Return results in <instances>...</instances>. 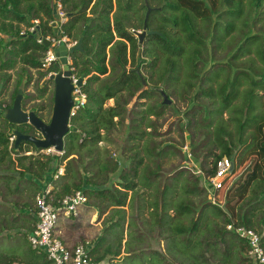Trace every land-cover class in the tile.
<instances>
[{
    "label": "trees",
    "instance_id": "16d2710c",
    "mask_svg": "<svg viewBox=\"0 0 264 264\" xmlns=\"http://www.w3.org/2000/svg\"><path fill=\"white\" fill-rule=\"evenodd\" d=\"M156 1L160 3L158 8H154L153 0H147L152 9L147 32L156 34L145 36L147 48L141 50L139 32H144L145 0H59L67 21L57 31L51 25L56 19L55 0H0L3 91L11 83L12 71L17 70L18 76L12 98L23 81L25 87L32 83V70L40 81L57 73V65L42 67L49 48L38 44L36 36L57 39L61 33V37L77 43L82 40L83 52L71 54L70 60L75 76L85 81L82 90L87 96L85 106L71 120L75 132L67 135L63 153L53 157L41 155L45 162L34 155H23L30 152L29 148L39 152L29 143L15 149L10 138L19 127L11 125L0 113V200H13L12 208L0 205V236L6 231H21L15 238L23 235L25 251V255L18 256L0 250V264H50L35 255L28 232L34 230L37 221L34 199L48 184H54V175L61 167L64 169L65 161L68 164L51 192L52 199L56 204L68 195L83 192L98 210L105 229L92 251L95 262L256 264L248 256L247 243L226 227L234 224L253 229L261 235L264 245V103L259 94L264 92V34L247 35L250 43L242 51L243 55H254L247 61L251 62L254 75L236 70L241 83L239 78H232L227 85L218 87L213 86L212 80L203 85L198 78L209 62H215L211 44L225 50V39L233 30L249 27L248 18L264 24V0ZM219 6L227 8L226 12L234 18L225 22L224 32L218 29L223 14L218 15L217 23L214 21ZM36 20L37 34L22 35ZM215 32L219 38L214 37ZM144 70L146 76L142 74ZM182 70L185 74L179 86L187 91L196 88L195 102L192 101L195 107L185 112V116L190 139L195 135L193 141L200 137L206 140L208 152L203 158L212 161L206 175L187 174L185 169L171 175L159 174L160 163L153 169L155 160L166 157V152L155 142L156 123L152 119H160L169 107L164 101L154 106L151 102L166 93L159 89V83L179 82ZM40 90L46 93L47 87ZM138 92H141L139 100L150 103L141 102L143 110L129 112L128 105ZM110 100L114 106L106 105ZM223 110L230 113L227 120L223 118ZM130 114L133 118L125 152L132 155L131 168L112 178L118 164L107 158V151L99 144L110 143L111 134L123 127ZM235 125L250 135L248 138L241 135V144L250 143L237 163L232 158L236 146L230 130ZM197 145L203 148L200 141L193 144L194 156ZM225 158L233 161L234 169L217 192L224 201L220 207L210 199L209 179L214 177L217 163ZM55 162L58 165L53 169L51 164ZM201 177L205 185L199 184ZM41 183L45 184L43 188ZM26 198L34 203L26 202ZM16 209L21 211L20 216L15 214ZM154 232L164 242V254L145 250L146 237Z\"/></svg>",
    "mask_w": 264,
    "mask_h": 264
},
{
    "label": "rangeland",
    "instance_id": "374dc122",
    "mask_svg": "<svg viewBox=\"0 0 264 264\" xmlns=\"http://www.w3.org/2000/svg\"><path fill=\"white\" fill-rule=\"evenodd\" d=\"M244 1L246 2V0ZM153 2H154V8H158L160 6V3H158L156 0H153ZM226 11H227V8H225L224 6H219V8L217 9V13L214 14L215 23L218 22V15L223 14L222 19L219 20L221 27L218 28V29H222L223 32H224L225 22H231L232 20L234 21V18H232L229 12H226ZM144 14L145 12L141 13V15L143 16ZM250 16L251 18H253L254 16L253 12H251ZM248 19H247L248 20L247 22L249 24V27L246 25L244 29L237 28L239 30H242V32H238L237 29H235L231 32L230 37L225 39L227 43V48L225 50L216 48L217 46L215 45V43L211 44L212 50L215 51L216 59H215V62H209L205 66V69L202 71L201 75L198 78L199 83H203L204 85V84L209 83L208 80H212L213 86L218 87L219 84H221L222 86L227 85L232 80V78L234 79L239 78V83H241L240 73L239 75L236 76V70H238V72H246V73L253 74L251 62H247V61H251L252 58H254V55L253 54L248 55L247 53L243 55L242 51L244 53L246 50L245 48L250 43V41L246 39L247 35L249 34L263 35L264 34V24H262L261 22H256V20L253 22L250 18ZM139 33L143 34L142 32H139ZM218 36H219L218 33L215 32L214 37L219 38ZM3 38L6 39V37H3ZM141 46H142L141 50L143 49L145 50L147 48V43L145 39L143 41V44H141ZM240 47L242 48L239 49ZM46 58H47V54L43 62H45ZM141 59H144V58L141 57ZM145 60L149 62L150 59H145ZM70 62L71 61L69 60V63ZM19 66L20 65H17L16 69H18ZM127 69L128 71L132 70L130 66H128ZM16 71L17 70L10 72L11 83L10 85H8V87L4 91L1 90L0 95L2 94V96H0V106L5 107L9 103L13 85L18 78V76L15 73ZM31 73L33 76L32 83L28 87H25V82L23 81L22 87H21V89L23 90V98L25 100V106H26V108H24L25 112H31L33 108L35 107L41 108L43 106L47 107L48 110L51 109V106L49 105L50 104L49 95L51 93L45 94L41 92L40 88L44 81H40L38 79V75L35 70H32ZM142 74L146 76L147 73L144 70ZM184 74H185V71L182 70L180 77H179V82L170 81L166 85L161 82L158 85L160 90H163L166 92L165 94H167V97L171 101V104L168 105L169 108L165 111V114L160 119H157L154 117L152 119L153 122L156 123V128L154 131L156 134L155 142L158 143L160 150H163L164 152H166V157H164L163 159L160 158L159 160L158 159L155 160L156 162L153 165V169L155 170V168H157V164L160 163L161 165L159 166V169H158L159 174L171 175V174H176L179 170L185 169V171H187V174L197 175V174L203 173L206 175L207 174L206 171L209 170L208 164L212 162L210 158L208 160L203 158L204 154L208 152V150L205 148L206 140L205 139L202 140V138L200 137L199 140L193 141L195 140L194 139L195 135H194V138L192 137L190 139L189 137L190 132L187 130L188 118L185 116V112L195 107V103H193L192 101H194L193 98L195 96L194 92L196 91V88H191L187 91L185 88H182L181 86H179L180 81L184 79ZM150 86L151 84L148 85L144 89H148ZM245 88H248V86H244V87L241 86V89H245ZM49 89L51 90L54 89L53 85H51ZM141 92H138L134 96L130 104L128 105L129 112H133V111L139 112L143 110V107H141V104H140L141 102H145V104L150 103V100L145 101V100L138 99ZM259 94L262 97V101L264 103V92H259ZM43 96L45 97L43 98ZM155 100L157 101L151 102L153 106L155 104L156 105L160 104L164 101L163 98H158ZM201 102L202 100L198 101L197 103H201ZM106 105L114 106L113 100L108 101ZM159 108H160V105H159ZM45 116H46L45 117L46 121H49L51 118V115H49L48 113ZM229 116H230L229 111L223 110V118L227 120ZM132 118H133L132 114H130L129 116H126V120H125L123 127L120 128L119 130L114 131L111 134L110 143L102 142L99 144L100 148H103L107 151L106 152L107 158L111 159L114 162H117L118 164V170L116 173L111 175L112 178L117 177L118 174H120L122 171L128 172V170L131 168L130 164L132 162L131 160L132 155L129 152L126 154L125 149L129 145L127 142V139L130 133L129 125L131 124ZM198 121L202 125L205 124L202 118H198ZM230 130L233 133L232 142H234V146H236V149L233 153L232 158L234 162L237 163L239 159L246 153L247 147L250 143L249 141L247 145L241 144V141L243 140L241 135H243V138H248L250 135L248 132L246 133V132L239 130L237 125H235V127L231 126ZM197 134L199 136V133ZM199 141L203 148L199 147V145H197V147L199 148L194 147V150L196 153L194 156V154L193 155L191 154V149L193 147V144L194 145L198 144ZM28 150L30 152H26L23 155H34V156L40 157V160H42V162L46 161L45 157L41 156L43 154L50 156V157L60 156V154H58L57 152H52L48 154L42 150H39V152L34 151L32 148H29ZM123 152H125V154H123ZM13 158H16V155H13ZM76 158H78V156H76ZM66 164H68L67 161H65L62 165L64 169L61 167L63 172H65ZM57 165H58L57 162L51 164V166H53V169L56 168ZM199 180H200V183H199L200 185L201 184L205 185L203 177L199 178ZM56 182H59V180H57ZM42 184L43 183H41L40 185ZM206 186L208 187V185ZM210 187L211 185H209V189L211 192L212 188ZM34 201H32V199L28 201L26 198V202H29V203L32 202L31 204H33ZM12 204H13V200L11 199L5 202L0 200V205L4 207L12 208ZM90 204L92 205V203L89 201V205ZM20 212L21 211L18 209L15 210L16 215L20 216ZM22 213H24V211ZM84 229H86V231L95 230L96 232L95 235L97 236V238L94 240L90 238H86V239H83L82 241H79L78 244L86 240H89L91 242L98 241V239L103 234L102 232L104 231L105 227L103 226L102 220L97 214V217L91 222L90 226L89 225L85 226ZM19 232L21 231L13 230V231L4 232L2 236H0V250L4 251V253L7 255H18V256L25 255V251L23 248L24 240H23V237H21L23 235L18 237V239L15 238V235H19ZM124 238L126 240L128 238L127 230L125 231ZM146 238L148 239L147 240L148 244H146V246L148 247L145 250H156L164 254V251H165L164 242L161 241L159 237H157L156 232L150 234V236L147 235ZM94 244L96 245V243ZM124 256L125 255L123 254V257Z\"/></svg>",
    "mask_w": 264,
    "mask_h": 264
},
{
    "label": "built area",
    "instance_id": "2783aa9c",
    "mask_svg": "<svg viewBox=\"0 0 264 264\" xmlns=\"http://www.w3.org/2000/svg\"><path fill=\"white\" fill-rule=\"evenodd\" d=\"M55 2L56 19L51 25H53L54 29L57 31L66 23L67 17L59 0H55ZM38 25L39 21H33V26L23 30L22 35H36ZM59 34L61 35V33ZM44 40L51 42L52 46L47 53L45 62L42 64L43 68L50 67L58 59L55 54L60 45L64 44L67 49H71L77 45L76 41L73 42L67 37L57 39L50 37L42 39L38 37L36 39L38 44H44ZM78 79L79 78L74 75V91L72 94L74 106L70 114L71 120L76 115L77 111L83 108L87 102V96L82 90L83 86H77ZM14 141L15 137L13 136L10 138V142L14 143ZM45 152L50 154L55 152V150L49 149L45 150ZM233 165L234 163L230 159L225 158L221 160L217 163L214 177L209 179L212 187L210 199L212 203L220 207H223L224 201L217 192L223 188L225 179L232 173ZM63 175L64 172L62 168H60L54 175V181L59 180ZM51 192V185L48 184L47 187L36 196L35 205L37 209V221L34 230L28 236L31 248L38 255L44 256L50 264H104L103 262H95L93 259L92 251L95 247L93 242L86 240L76 246H69L57 231L61 219L76 220L79 217L80 210L89 203L88 198L83 192H75L54 204ZM226 228L228 232L236 235L239 239L247 243L248 256L253 262L256 264H264V245L261 235L257 231L234 224H230Z\"/></svg>",
    "mask_w": 264,
    "mask_h": 264
},
{
    "label": "water",
    "instance_id": "95a60500",
    "mask_svg": "<svg viewBox=\"0 0 264 264\" xmlns=\"http://www.w3.org/2000/svg\"><path fill=\"white\" fill-rule=\"evenodd\" d=\"M145 5L147 7V14L144 24L143 34H139L140 43L143 42L146 35L156 34L155 32H147L148 19L152 12L147 0H145ZM54 14L56 15V9L54 8ZM38 36H36V39ZM61 38V35H58ZM44 45L50 48L51 42L44 40ZM80 51L82 49V40H79L77 45L71 49L62 44L58 47L56 52V57L59 59L60 63L63 65V70L57 74H50V76L45 80L44 84L51 81L54 85V107L52 111V118L50 124L43 122L35 112H25L22 109L23 100V90L18 91V95L14 101L12 108H6L3 110L4 118L11 125H30L41 135V138H37L31 135L23 134L17 130L12 131V135L15 137L14 146L18 150L22 143H29L33 145L37 150H49L54 149L58 154H62L65 147V139L67 135L71 132H75V129H71L70 126V114L74 106V101L72 99V93L74 91L73 85V71L69 67L70 55ZM144 86H146L145 81L142 79ZM43 84V85H44ZM84 84L83 78H79L77 81V86L82 87ZM2 85H0V93L2 90ZM164 104L170 105L171 101L168 99L167 95L163 94ZM2 111V109H0ZM234 169V165L232 171Z\"/></svg>",
    "mask_w": 264,
    "mask_h": 264
},
{
    "label": "crops",
    "instance_id": "0c3cea01",
    "mask_svg": "<svg viewBox=\"0 0 264 264\" xmlns=\"http://www.w3.org/2000/svg\"><path fill=\"white\" fill-rule=\"evenodd\" d=\"M58 183L59 182L55 181L54 184L52 183L50 184L52 190L57 187ZM44 186L45 184H43V187ZM90 205L88 203L87 206H85L84 208L80 210V215L76 220H73V219L71 220L61 219L60 220L57 231L60 234L61 238L69 246H76L78 245L79 241H82L83 239H86V238H90L92 240L97 238V236L95 235L96 233L95 230L86 231V229H84L85 226H88V225L90 226L91 222L97 217V214L99 216L98 210L93 205H91L92 207ZM28 233L30 234V232ZM96 242H93V244ZM34 253L36 256L43 257L46 260L44 256L38 255L36 252Z\"/></svg>",
    "mask_w": 264,
    "mask_h": 264
},
{
    "label": "flooded vegetation",
    "instance_id": "af4514ba",
    "mask_svg": "<svg viewBox=\"0 0 264 264\" xmlns=\"http://www.w3.org/2000/svg\"><path fill=\"white\" fill-rule=\"evenodd\" d=\"M70 60V59H69ZM71 61V60H70ZM53 65H57L58 67H59V70H58V72L57 73H59L61 70H63V65L60 63V61H59V59H57L54 63H53ZM71 65H72V62H70L69 63V67L71 68ZM71 70L73 71V69L71 68ZM57 73H52V74H57ZM73 74H74V72H73ZM75 75V74H74ZM50 76V75H49ZM48 76V77H49ZM46 80V79H45ZM45 80H44V82H45ZM44 82L42 83V85H41V87H44V86H46L47 87V91H46V93H51L50 95H49V105L51 106V109H52V111H53V107H54V89H49L50 88V86L51 85H53V83L51 82V81H48V82H46L45 84H44ZM44 84V85H43ZM53 87H54V85H53ZM2 90H3V87H2ZM20 90V89H19ZM18 90V91H19ZM45 93V94H46ZM73 94V93H72ZM17 95H18V93H17ZM17 95L15 96V98H12V94L10 95V100H9V103L5 106V107H3V106H0V109H2V111L0 110V113L1 112H3V110L4 109H6V108H12L13 107V105H14V101H15V99H16V97H17ZM0 96H2V94L0 95ZM45 96H43V98H44ZM72 99H73V96H72ZM40 100V99H39ZM24 108H26V106H25V100H24V98H23V100H22V109H23V111H25L24 110ZM51 109H49L48 110V108L47 107H45V106H43V107H41V108H33L32 109V112H35L36 113V115L43 121V122H45L46 124H50V122H51V118H52V111H51ZM49 113V115H51V118H50V120L49 121H46V119H45V115L46 114H48ZM51 113V114H50ZM3 114V113H2ZM14 126H17V125H14ZM21 126H23L22 128H21ZM21 126H17V127H19V132L20 131H25L26 133H23V134H26V135H31V136H34V137H37V138H41V135H39V133L32 127V128H28V126H30V125H21ZM16 130V129H15ZM18 131V130H17ZM22 133V132H21Z\"/></svg>",
    "mask_w": 264,
    "mask_h": 264
}]
</instances>
